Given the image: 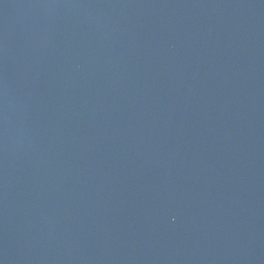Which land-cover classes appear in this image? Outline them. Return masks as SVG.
<instances>
[{"label":"water","instance_id":"obj_1","mask_svg":"<svg viewBox=\"0 0 264 264\" xmlns=\"http://www.w3.org/2000/svg\"><path fill=\"white\" fill-rule=\"evenodd\" d=\"M0 264H264V0H0Z\"/></svg>","mask_w":264,"mask_h":264}]
</instances>
